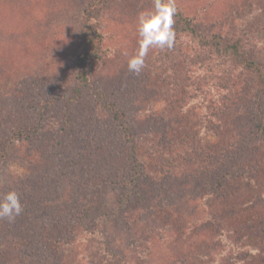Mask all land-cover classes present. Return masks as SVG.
<instances>
[{
	"label": "rangeland",
	"instance_id": "obj_1",
	"mask_svg": "<svg viewBox=\"0 0 264 264\" xmlns=\"http://www.w3.org/2000/svg\"><path fill=\"white\" fill-rule=\"evenodd\" d=\"M87 2L0 0V143L27 134L0 158V197L15 190L23 206L0 219V264H264V145L240 158L253 116L243 82L222 83L185 34L129 71L155 0H107L105 58L77 102ZM171 2L217 33L254 35L264 61V0ZM102 100L137 130L135 188L121 185L128 162ZM232 156L239 170L215 192Z\"/></svg>",
	"mask_w": 264,
	"mask_h": 264
},
{
	"label": "trees",
	"instance_id": "obj_2",
	"mask_svg": "<svg viewBox=\"0 0 264 264\" xmlns=\"http://www.w3.org/2000/svg\"><path fill=\"white\" fill-rule=\"evenodd\" d=\"M108 6L107 0H88L82 12V23L79 29L83 51L74 55L76 66L75 79L79 84L75 100L79 102L91 78L100 68L105 58V35L103 33V15ZM215 25H205L202 22L184 16L175 11L173 31L175 34L190 36L198 45L200 59L207 63V67L214 75H218L222 83L239 84L243 82L244 106L252 111V129L248 133L246 145L242 146L240 158L245 162L250 155L264 145V61L259 57L258 43L252 34L247 37L243 33L222 34L216 32ZM202 57V58H201ZM106 110L112 113V120L120 134L124 145V157L128 162L127 174L121 182L125 188H135L145 175L144 165L138 154V133L136 128L125 121L126 112L117 103L101 101ZM68 115V114H67ZM66 117L67 120H70ZM94 120H84V124L91 125ZM87 125V126H88ZM37 129H34L36 132ZM92 132V130H91ZM27 134L22 131L12 133L0 143V158H5L7 151L16 138H23ZM67 136H71L67 134ZM244 143V141H243ZM233 151L231 155H233ZM233 156L229 159V171L219 173L215 179V192L220 191L229 179L234 178L239 169L234 164ZM234 164V165H233ZM101 206L103 208V202ZM50 248V247H49Z\"/></svg>",
	"mask_w": 264,
	"mask_h": 264
},
{
	"label": "clouds",
	"instance_id": "obj_3",
	"mask_svg": "<svg viewBox=\"0 0 264 264\" xmlns=\"http://www.w3.org/2000/svg\"><path fill=\"white\" fill-rule=\"evenodd\" d=\"M156 14L149 17L141 15L139 23V34L141 36L140 50L137 56L129 61V71L139 74L150 48H171L175 33L173 31V14L175 5L169 0L163 4L161 0H155ZM23 212L19 193L15 190L9 191L0 197V219H7L9 223L14 222L16 217Z\"/></svg>",
	"mask_w": 264,
	"mask_h": 264
}]
</instances>
